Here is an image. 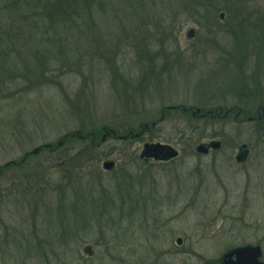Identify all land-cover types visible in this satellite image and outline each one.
Wrapping results in <instances>:
<instances>
[{
    "label": "rangeland",
    "instance_id": "rangeland-1",
    "mask_svg": "<svg viewBox=\"0 0 264 264\" xmlns=\"http://www.w3.org/2000/svg\"><path fill=\"white\" fill-rule=\"evenodd\" d=\"M230 5L264 0H0V264H221L248 244L264 260V121L246 118L264 41ZM234 108L245 121L219 117ZM157 142L179 156L141 158Z\"/></svg>",
    "mask_w": 264,
    "mask_h": 264
},
{
    "label": "water",
    "instance_id": "water-1",
    "mask_svg": "<svg viewBox=\"0 0 264 264\" xmlns=\"http://www.w3.org/2000/svg\"><path fill=\"white\" fill-rule=\"evenodd\" d=\"M194 29H191L188 33V37L192 38L194 35ZM147 127V125H146ZM145 132V128L142 129L141 132L137 133L135 136H140ZM79 136L81 137V132H78ZM127 138L126 136H122V139ZM105 140V136L103 137ZM61 144V142H60ZM47 147H51V144H47ZM221 146L220 141H212L211 143H201L197 147L198 152L206 153L208 152L209 148H219ZM246 145L241 147V152L238 156L239 160H245L246 158V151L244 150ZM41 151V147H37L33 150L34 154H38ZM179 155V151L171 146L170 144H163L161 142L157 143H145L143 150L141 152V158H146L147 160L153 158L155 160L161 161H168L172 158H175ZM114 161H106L104 162L103 166L107 169H112L114 167ZM84 251L92 256V246H87ZM262 257V249L261 246H253V245H246L242 247H237L226 254L223 255V262L225 264H264V261H261L260 258Z\"/></svg>",
    "mask_w": 264,
    "mask_h": 264
},
{
    "label": "flooded vegetation",
    "instance_id": "flooded-vegetation-1",
    "mask_svg": "<svg viewBox=\"0 0 264 264\" xmlns=\"http://www.w3.org/2000/svg\"><path fill=\"white\" fill-rule=\"evenodd\" d=\"M225 10H226L225 13L227 12V14H229V17H228V19L230 21L229 26H231V27L234 26L233 27L234 29L239 28L240 26H241V28L247 27V28H249V30L253 31V34L255 36L253 38V40L264 41V9H263V7H261V6L230 5V6L225 7ZM242 14H243V16H240ZM223 18H224V16H223ZM246 18H250L252 21L249 19H246ZM242 24H243V26H242ZM229 30L232 31L231 28H229V29L226 28L225 31H229ZM234 39H240V40L246 39L247 40L248 38L247 37L240 38L239 36H237ZM253 54H255V53H253ZM251 57H254V56L252 54H250L248 56L247 55H241L240 58L238 59V61L249 60ZM258 109H259V111H257L256 116L255 115L252 116L251 114L246 116L247 110L242 109V108H238L237 111H236V108L226 109L225 111L220 109L221 112H223V113H221L219 117H221L223 115L224 119L229 120V119H231L230 117L232 116L233 119L235 121H237V118L242 116L243 119H241V120L245 121L244 116H246L247 121H251V122L260 121L259 123H261L264 121V107L263 108L258 107ZM202 115L206 116L207 113L206 114L205 113L199 114L198 116H200L201 118H204ZM208 116L210 117V115H207L206 117H208ZM225 117H227V118H225ZM221 144H222L221 145V147H222L223 146L222 141H221ZM211 150H209V151H211ZM247 152H246V158L249 157V154H250L249 150ZM237 156H238V154L236 155V159H237ZM178 238H179L178 247H183L185 245L184 240L181 237H178ZM242 246H245V245H242ZM237 247H240V246H235L233 248L228 249L227 251H225L223 253V255L226 254L227 252L237 248ZM223 255H222V257H223ZM222 257H221V262H222ZM221 264H224V263L222 262Z\"/></svg>",
    "mask_w": 264,
    "mask_h": 264
},
{
    "label": "trees",
    "instance_id": "trees-1",
    "mask_svg": "<svg viewBox=\"0 0 264 264\" xmlns=\"http://www.w3.org/2000/svg\"><path fill=\"white\" fill-rule=\"evenodd\" d=\"M238 3V2H237ZM149 125V124H148ZM96 134V133H95ZM97 136V135H96ZM62 152V151H61ZM60 152V153H61ZM70 155H60V156H58V157H55V158H53L52 159V161L53 162H59V161H67V160H70ZM67 159V160H66ZM1 172H2V170H1Z\"/></svg>",
    "mask_w": 264,
    "mask_h": 264
}]
</instances>
